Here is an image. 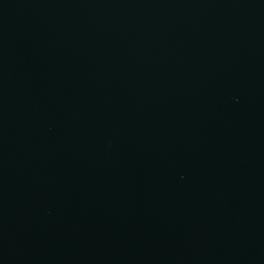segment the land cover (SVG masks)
<instances>
[{"label":"water","instance_id":"95a60500","mask_svg":"<svg viewBox=\"0 0 264 264\" xmlns=\"http://www.w3.org/2000/svg\"><path fill=\"white\" fill-rule=\"evenodd\" d=\"M0 264H264V0H0Z\"/></svg>","mask_w":264,"mask_h":264}]
</instances>
